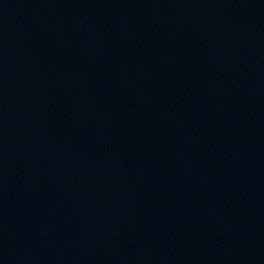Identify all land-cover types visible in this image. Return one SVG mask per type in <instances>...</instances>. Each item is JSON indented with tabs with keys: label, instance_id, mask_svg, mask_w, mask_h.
Instances as JSON below:
<instances>
[{
	"label": "water",
	"instance_id": "water-1",
	"mask_svg": "<svg viewBox=\"0 0 264 264\" xmlns=\"http://www.w3.org/2000/svg\"><path fill=\"white\" fill-rule=\"evenodd\" d=\"M0 264H264V0H0Z\"/></svg>",
	"mask_w": 264,
	"mask_h": 264
}]
</instances>
